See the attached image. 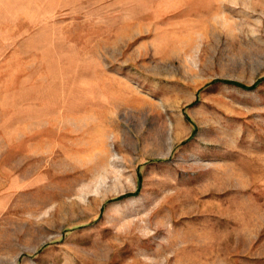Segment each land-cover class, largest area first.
I'll return each mask as SVG.
<instances>
[{"label":"rangeland","instance_id":"374dc122","mask_svg":"<svg viewBox=\"0 0 264 264\" xmlns=\"http://www.w3.org/2000/svg\"><path fill=\"white\" fill-rule=\"evenodd\" d=\"M0 264H264V0H0Z\"/></svg>","mask_w":264,"mask_h":264},{"label":"trees","instance_id":"16d2710c","mask_svg":"<svg viewBox=\"0 0 264 264\" xmlns=\"http://www.w3.org/2000/svg\"><path fill=\"white\" fill-rule=\"evenodd\" d=\"M255 85H256V84H254L253 87H254ZM140 187H141V180H140V184H139V188H138V189H140Z\"/></svg>","mask_w":264,"mask_h":264}]
</instances>
